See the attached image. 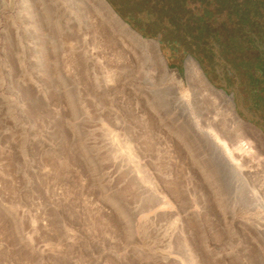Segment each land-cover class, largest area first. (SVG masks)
I'll return each instance as SVG.
<instances>
[{
	"label": "rangeland",
	"instance_id": "obj_1",
	"mask_svg": "<svg viewBox=\"0 0 264 264\" xmlns=\"http://www.w3.org/2000/svg\"><path fill=\"white\" fill-rule=\"evenodd\" d=\"M104 1L0 0V264H264V0Z\"/></svg>",
	"mask_w": 264,
	"mask_h": 264
},
{
	"label": "bare ground",
	"instance_id": "obj_2",
	"mask_svg": "<svg viewBox=\"0 0 264 264\" xmlns=\"http://www.w3.org/2000/svg\"><path fill=\"white\" fill-rule=\"evenodd\" d=\"M86 2V1H85ZM100 2H101V4H102V6L104 7V8H106L105 7V5L103 4V2L100 0ZM88 7H89V9L90 10H92V12H96L97 11V9H96V6H91L90 4H88ZM109 15H114L113 13H112V11H109ZM114 19V21L122 28V30H123V32H124V35L126 36V38H127V40L128 41H132V43L134 42L135 43V45L134 44H132V46H131V48L132 49H135V50H146L145 49V41H143L142 40V38L138 35V34H136L131 28H128L118 17H114L113 18ZM148 42H150V43H154V48L157 50V54L159 55V65L158 66H156V69H154V64L153 63H151V64H149V62H150V60H149V58L146 56L145 57V55H144V60L146 61L145 62V67H146V70L148 71V72H150V71H154V72H157L158 74L160 73V72H166V74H168L169 76L172 74V73H170V71L167 69V67H166V64L164 63V61H163V59H162V57H161V55H160V52L158 51L159 49H158V44L156 43V42H153V41H148ZM130 47V46H129ZM150 48V47H149ZM157 57V56H156ZM191 60H193V59H191ZM189 61V60H188ZM186 65V75H187V77H189V74H190V68H189V65L186 63L185 64ZM198 65V64H197ZM198 67H199V65H198ZM200 68V67H199ZM185 72V71H184ZM179 73H180V71H179ZM172 78H174L175 80L177 79V77H178V74L177 73H174V75H172L171 76ZM204 77V76H203ZM179 79V78H178ZM207 82V81H206ZM209 85V84H208ZM223 94V93H222ZM224 95V94H223ZM225 96V95H224ZM231 102V101H230ZM232 103V102H231ZM233 106V105H232ZM257 198V197H256ZM255 198V199H256Z\"/></svg>",
	"mask_w": 264,
	"mask_h": 264
},
{
	"label": "water",
	"instance_id": "obj_3",
	"mask_svg": "<svg viewBox=\"0 0 264 264\" xmlns=\"http://www.w3.org/2000/svg\"><path fill=\"white\" fill-rule=\"evenodd\" d=\"M103 2V4L105 5V7L111 11L110 7L107 5V3L104 1V0H101ZM112 13L114 14V12L112 11ZM121 20V19H120ZM122 21V20H121ZM123 22V21H122ZM124 23V22H123ZM125 24V23H124ZM207 81V80H206ZM208 83V81H207ZM209 84V83H208ZM223 87H225L223 85ZM225 95V93H224ZM227 97V96H226ZM231 102H232V105H233V108L236 109V111L238 113H240L247 121L249 122H259V123H262L261 120L257 117H254L251 113H249L245 108L244 106L241 104V103H238V105H235L234 104V101H233V98L232 97H227ZM262 129H264L263 127H261Z\"/></svg>",
	"mask_w": 264,
	"mask_h": 264
},
{
	"label": "flooded vegetation",
	"instance_id": "obj_4",
	"mask_svg": "<svg viewBox=\"0 0 264 264\" xmlns=\"http://www.w3.org/2000/svg\"><path fill=\"white\" fill-rule=\"evenodd\" d=\"M257 118H259V117H257ZM259 119L261 120V122H262V123H259V122H257V123H259V125H260V128H261V127H263V128H264V121H263V119H261V118H259ZM261 130H262V131H263V133H264V129H262V128H261Z\"/></svg>",
	"mask_w": 264,
	"mask_h": 264
}]
</instances>
